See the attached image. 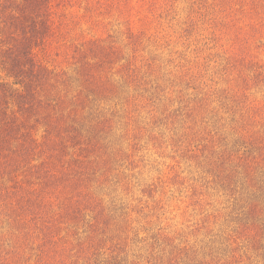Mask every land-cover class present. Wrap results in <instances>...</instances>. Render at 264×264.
Here are the masks:
<instances>
[{
  "label": "rangeland",
  "instance_id": "rangeland-1",
  "mask_svg": "<svg viewBox=\"0 0 264 264\" xmlns=\"http://www.w3.org/2000/svg\"><path fill=\"white\" fill-rule=\"evenodd\" d=\"M0 264H264V0H0Z\"/></svg>",
  "mask_w": 264,
  "mask_h": 264
},
{
  "label": "trees",
  "instance_id": "trees-1",
  "mask_svg": "<svg viewBox=\"0 0 264 264\" xmlns=\"http://www.w3.org/2000/svg\"><path fill=\"white\" fill-rule=\"evenodd\" d=\"M9 7L10 6H8V4H7V5H5L4 9L6 8V10H7ZM14 18H17V16L15 15Z\"/></svg>",
  "mask_w": 264,
  "mask_h": 264
}]
</instances>
